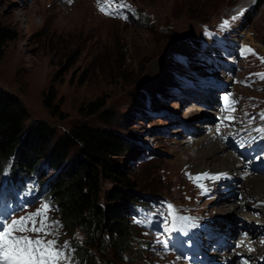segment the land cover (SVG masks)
Returning <instances> with one entry per match:
<instances>
[{"label": "rangeland", "instance_id": "374dc122", "mask_svg": "<svg viewBox=\"0 0 264 264\" xmlns=\"http://www.w3.org/2000/svg\"><path fill=\"white\" fill-rule=\"evenodd\" d=\"M70 1L0 0V23L17 35L5 45L0 60V94L14 98L24 108L25 125L43 122L58 138L73 125L84 123L125 136L140 154L144 151L142 145L146 146L151 159L131 163L120 156L116 161L124 164L126 178L137 186L139 193L167 195L178 201L182 191L188 189L182 170L188 169V160H196L197 153L206 151L207 145L215 149L209 157H218L208 170L236 167L211 138L203 136L195 139L197 144L186 147L179 129L172 127L176 122L158 116L142 121L143 112L138 107L144 106L142 91L159 89L161 99L151 95L152 101L162 104L175 119L184 120L186 114L190 119L198 116L202 110L199 105L184 108L178 102L166 100V85L162 82L172 81L168 72L171 52L181 49L188 37H197L201 24H214L224 13L249 6L252 13L245 15L246 31L240 35L264 54V16L259 17L264 0L257 6L246 5L242 0H131L152 18L153 25L147 28L100 16L92 0H73L71 5ZM50 86L55 88L54 104H58L60 116L51 115L43 106ZM91 102L103 104L94 115L86 114ZM145 133L155 136H144ZM75 150L72 147L68 156L72 158ZM54 172L47 169L44 175ZM63 174L62 169L57 177ZM261 179L264 176L250 184ZM114 185L102 182L101 188L109 190ZM241 200L237 204L202 201L198 206L209 205V210L222 218L235 217L230 206ZM130 235L141 238L136 244L143 243V235L135 228L130 227ZM141 257L150 262L153 259L146 251Z\"/></svg>", "mask_w": 264, "mask_h": 264}, {"label": "trees", "instance_id": "16d2710c", "mask_svg": "<svg viewBox=\"0 0 264 264\" xmlns=\"http://www.w3.org/2000/svg\"><path fill=\"white\" fill-rule=\"evenodd\" d=\"M16 38L14 31L0 23V60L5 45ZM55 100V88L50 86L43 106L51 115L60 116ZM102 107L91 102L86 114L94 115ZM26 117L17 100L0 94V171L9 159L13 172L19 175L34 170L40 160L63 169L64 174L52 183L51 195L60 207L65 229L69 234L78 231L83 236L82 242L76 243L82 264H110L109 254L114 260L133 264L140 249L130 245L126 215L138 191L126 178L124 164L116 159L123 156L131 162L139 155L138 150L125 136L84 123L54 138L53 130L43 122L25 125ZM72 147L76 150L71 158L68 154ZM102 182L117 185L102 190ZM126 252H130L128 257H123Z\"/></svg>", "mask_w": 264, "mask_h": 264}, {"label": "snow or ice", "instance_id": "6c2138e0", "mask_svg": "<svg viewBox=\"0 0 264 264\" xmlns=\"http://www.w3.org/2000/svg\"><path fill=\"white\" fill-rule=\"evenodd\" d=\"M111 2V0H109ZM98 10L105 14H112L107 5L97 0ZM121 7L127 5L121 4ZM227 25V21L224 22ZM249 48L242 49V54L251 53ZM264 62V61H262ZM261 79H264V73L258 74ZM228 102V97H225ZM231 119V117H225ZM264 131V129H260ZM193 182L202 189L204 186L199 183L202 179L218 177H209L207 173H203L196 177H190ZM206 190V189H205ZM49 206L43 204L42 207L34 213L20 217L17 220H12L11 223H5L4 219H0V264H64V262L71 261V255L67 254L65 250L70 249L69 242L65 241L64 244L57 247V240H45L44 237L52 234V229L58 228L56 222H49L47 218V211ZM167 213L175 221L185 220V217H176L172 205H167ZM39 218V219H38ZM172 231L175 228L170 229ZM32 232L43 233V236L32 238L30 236H15L14 232Z\"/></svg>", "mask_w": 264, "mask_h": 264}, {"label": "bare ground", "instance_id": "6f19581e", "mask_svg": "<svg viewBox=\"0 0 264 264\" xmlns=\"http://www.w3.org/2000/svg\"><path fill=\"white\" fill-rule=\"evenodd\" d=\"M244 3H246V5H254L257 6L259 4V2H261L262 0H256V2L253 4L252 0H242ZM249 7V6H248ZM261 13V14H260ZM260 18L264 16V9L262 10V12H260ZM258 17V18H259ZM213 103H209V105H212ZM200 139L202 138L199 137ZM197 138V139H199ZM212 140L215 139L214 137L211 138ZM211 140V141H212ZM215 143H217L220 147H222L224 149V152L227 155V157L234 163H236V167H229V168H222L220 170H214L212 172H220V173H226V172H231L235 177H237V179H239V182H236L235 185V189L238 191V193H240L242 195V200L241 202H239L238 205H231L230 207L232 208V213H234L236 216L243 218V222L242 225H245V219L249 218V210H253L250 208V205L247 204L248 200H253V204L255 202L261 201L264 202V180L261 179L260 181H255L253 182V184H250L254 179L256 178H260L263 175H257V176H253L250 175L248 177H244L242 174H245L244 171L242 172V164L238 161V159L234 158L233 154H231L228 149H227V145H224L222 143H220L218 140H213ZM203 152H198L197 153V159L196 160H188V164L189 168L193 169L194 173L198 172V171H202V170H206V169H210V163H213L218 157H209L212 154H215V149L213 148L212 145H207ZM196 156V155H195ZM233 156V159H232ZM250 157V156H249ZM235 159V160H234ZM221 160V159H220ZM212 166V165H211ZM238 168V169H237ZM238 184H240V186H237ZM252 185L254 187V189H252ZM238 199H234L231 202H235L237 204ZM230 202V203H231ZM242 208H246V213L242 212ZM264 211V208H263ZM251 221H253V219H251Z\"/></svg>", "mask_w": 264, "mask_h": 264}]
</instances>
